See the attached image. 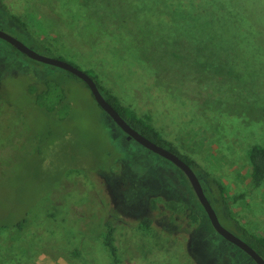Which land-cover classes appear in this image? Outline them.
<instances>
[{
    "label": "rangeland",
    "instance_id": "rangeland-1",
    "mask_svg": "<svg viewBox=\"0 0 264 264\" xmlns=\"http://www.w3.org/2000/svg\"><path fill=\"white\" fill-rule=\"evenodd\" d=\"M0 30L99 74L125 102L130 91L151 101L221 225L264 236V181L252 187L248 159L264 147V0H0ZM169 39L190 48L167 52ZM106 220L126 264H255L212 229L185 174L128 139L82 80L0 39V264H113Z\"/></svg>",
    "mask_w": 264,
    "mask_h": 264
},
{
    "label": "trees",
    "instance_id": "trees-1",
    "mask_svg": "<svg viewBox=\"0 0 264 264\" xmlns=\"http://www.w3.org/2000/svg\"><path fill=\"white\" fill-rule=\"evenodd\" d=\"M9 19L11 23L16 26L18 29L25 31L28 30V26L25 22L20 20L18 17L9 14ZM121 25L123 23H120ZM125 26V25H123ZM155 30V29H154ZM170 31V30H167ZM192 41H188L187 43H191ZM143 46H145L146 42H141ZM140 43L139 46H142ZM139 46L136 48L141 49ZM178 46V47H177ZM165 49L167 52L170 51V53L173 52L174 49L178 48L180 49H189V45H184L183 40L181 42H178L175 39H169L165 41L164 44ZM176 51V50H175ZM135 55V53H134ZM25 56V55H24ZM43 64V63H42ZM59 69V68H58ZM66 72V71H64ZM68 73V72H66ZM72 75L71 73H68ZM87 74L95 81L97 84L99 90L101 91L102 95L105 97V99L118 111V113L127 121V123L134 128L136 131H138L140 134L145 136L147 139L151 140L152 142L168 149L169 151L173 152L177 156H179L184 162H186L192 169L198 168V164L191 159L189 156L184 155L178 151L174 145L167 141L162 134L159 132V130L154 126L153 122L156 119L157 116L160 115V113L156 110H154L153 105L151 101H142L141 99H138L135 95L132 94V92L128 93V95H132L135 99H132L131 101L125 102L122 97H119V90L117 86L109 87L105 84V82L101 79L100 75L94 72H87ZM74 76V75H72ZM75 77V76H74ZM48 78L47 80H49ZM57 88L60 91V102L59 104H67L69 106L70 101L67 96V84L68 81L66 80V76L62 74L53 73V76L51 79ZM86 85V84H85ZM87 86V85H86ZM88 88V86H87ZM118 91V92H117ZM42 94H38L35 96H32V98L35 101V104L41 108L42 112L46 115H51L56 108L53 106L43 105L39 102V99L41 98ZM127 95V96H128ZM93 96V95H92ZM31 97V96H30ZM94 98V97H93ZM124 98V97H123ZM125 99V98H124ZM59 105V106H60ZM161 110V108H160ZM156 111V112H155ZM248 159L250 164V178L253 188H258L262 182L264 181V147L259 145H254L251 147L248 153ZM199 177V176H198ZM202 183V182H201ZM216 183L217 186V182ZM203 188L204 184L202 183ZM219 190V197L221 196V203L225 210L226 217L228 219L231 218V208L230 203L225 199V192L224 189L221 186H217ZM192 209V207H190ZM203 213L206 215L203 207L201 206ZM207 216V215H206ZM26 220L21 221L20 223L16 224V228L20 229L22 227V224L25 223ZM141 226L144 228H149L152 224V219L149 217H145L141 219ZM210 222V221H209ZM211 225V223H210ZM236 226V225H235ZM212 227V226H211ZM238 227L239 231L242 233V236L245 237V241L248 245H250L256 252L264 258V236H253L249 233H247L242 228ZM3 227L0 226V229ZM213 229V227H212ZM214 230V229H213ZM103 243L109 252L113 264H126L123 257L120 254V249L118 245L116 244V226L114 225L112 220H106L103 223V227L100 234ZM74 254L78 255L79 251H74Z\"/></svg>",
    "mask_w": 264,
    "mask_h": 264
},
{
    "label": "water",
    "instance_id": "water-1",
    "mask_svg": "<svg viewBox=\"0 0 264 264\" xmlns=\"http://www.w3.org/2000/svg\"><path fill=\"white\" fill-rule=\"evenodd\" d=\"M0 39L10 44L12 47H14L16 50H18L26 57L49 66L59 68L63 71L71 73L75 77L82 80L88 86L98 106L127 135L128 139H132L136 141L138 144H140L142 147L146 148L147 150L170 161L185 174V176L187 177L188 181L192 186V189L197 199L199 200L201 206L203 207L214 231L224 240L233 244L238 249L243 251L247 256L250 257V259L253 262H255V264H264V258L261 257L256 252V250H254L245 241H243L238 236L234 235L232 232L228 231L221 225L218 215L215 209L213 208L211 202L209 201L205 193V190L202 186V183L198 178V176L196 175V173L194 172V170L186 162H184L179 156L169 151L168 149L152 142L151 140L147 139L145 136L140 134L138 131H136L134 128H132L127 123V121L118 113V111H116V109L105 99V97L102 95L95 81L86 72L76 68L75 66L61 59L50 58L38 54L31 48L27 47L23 42H21L20 40L11 36L10 34L6 33L3 30H0Z\"/></svg>",
    "mask_w": 264,
    "mask_h": 264
},
{
    "label": "flooded vegetation",
    "instance_id": "flooded-vegetation-1",
    "mask_svg": "<svg viewBox=\"0 0 264 264\" xmlns=\"http://www.w3.org/2000/svg\"><path fill=\"white\" fill-rule=\"evenodd\" d=\"M240 250V249H239ZM243 252V251H242ZM244 253V252H243ZM245 254V253H244ZM249 257V256H248ZM250 258V257H249ZM255 263V262H254Z\"/></svg>",
    "mask_w": 264,
    "mask_h": 264
}]
</instances>
